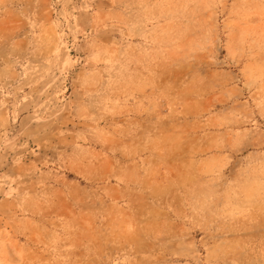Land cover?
Segmentation results:
<instances>
[{"label":"rangeland","instance_id":"1","mask_svg":"<svg viewBox=\"0 0 264 264\" xmlns=\"http://www.w3.org/2000/svg\"><path fill=\"white\" fill-rule=\"evenodd\" d=\"M0 264H264V0H0Z\"/></svg>","mask_w":264,"mask_h":264}]
</instances>
